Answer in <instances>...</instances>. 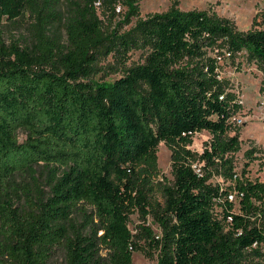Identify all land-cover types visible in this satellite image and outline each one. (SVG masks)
<instances>
[{"label":"trees","instance_id":"16d2710c","mask_svg":"<svg viewBox=\"0 0 264 264\" xmlns=\"http://www.w3.org/2000/svg\"><path fill=\"white\" fill-rule=\"evenodd\" d=\"M96 1L68 0L64 40L49 19L54 0H0V24L35 19L34 47L0 42V258L48 264L61 250L65 264H132L143 251L158 264H264V181L235 171L239 104L207 57L220 45L264 65V29L173 6L108 37ZM126 2L138 15L139 0ZM108 43L143 50L144 61L95 80ZM202 131L211 138L199 153L190 145Z\"/></svg>","mask_w":264,"mask_h":264},{"label":"rangeland","instance_id":"374dc122","mask_svg":"<svg viewBox=\"0 0 264 264\" xmlns=\"http://www.w3.org/2000/svg\"><path fill=\"white\" fill-rule=\"evenodd\" d=\"M68 3V0H54V14L49 17L56 27L53 32H58L59 39L64 40L66 33L63 30V23L68 15ZM138 5L139 14L129 15L131 9L126 0L96 1V12L104 33L110 37L113 32H128L139 20L165 12L173 6L184 11L206 10L210 14L230 20L239 31L264 29V0H139ZM34 21L29 12L14 19L2 20L0 42L9 48L14 44L21 48L34 47ZM110 48L111 44L108 43L101 51L93 74L95 80L112 82L121 76L127 67L144 61L143 50L132 49L126 54H121L117 51L110 52ZM207 57L214 60L219 78L226 83V89L235 95L239 104L229 131L230 135H238L241 141V150L233 155L235 171L242 175L246 170L245 177L264 181V65L250 57L245 50L234 54L220 45L210 47ZM19 137L20 141H24L27 135L20 131ZM210 138L211 134L208 131L198 132L194 135L190 148L201 153ZM156 151L159 168L168 182L172 183L174 176L171 150L162 141ZM250 151L251 154H248ZM200 166L201 163L198 166L194 165ZM213 182L220 183L223 187L231 184L221 177H215ZM232 199H235V195ZM235 209L238 210L237 202ZM139 223L138 216L132 215L130 228L134 233ZM147 224L156 234H161L160 227L152 218L148 219ZM0 264L10 263L0 258ZM48 264H65L64 252L57 251ZM132 264H158V256L154 254L148 257L143 251H136Z\"/></svg>","mask_w":264,"mask_h":264},{"label":"built area","instance_id":"2783aa9c","mask_svg":"<svg viewBox=\"0 0 264 264\" xmlns=\"http://www.w3.org/2000/svg\"><path fill=\"white\" fill-rule=\"evenodd\" d=\"M263 103H264V100H263ZM234 119H235V118L233 117L232 122L234 121Z\"/></svg>","mask_w":264,"mask_h":264}]
</instances>
